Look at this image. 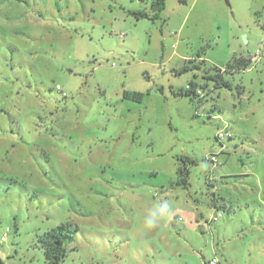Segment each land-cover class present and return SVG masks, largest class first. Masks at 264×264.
<instances>
[{"label": "rangeland", "instance_id": "rangeland-1", "mask_svg": "<svg viewBox=\"0 0 264 264\" xmlns=\"http://www.w3.org/2000/svg\"><path fill=\"white\" fill-rule=\"evenodd\" d=\"M262 25L264 0H0V264H47L61 223L59 264H264Z\"/></svg>", "mask_w": 264, "mask_h": 264}, {"label": "trees", "instance_id": "trees-1", "mask_svg": "<svg viewBox=\"0 0 264 264\" xmlns=\"http://www.w3.org/2000/svg\"><path fill=\"white\" fill-rule=\"evenodd\" d=\"M167 0H152V7L155 11H162L165 2ZM136 18L146 17L147 15L142 12H133ZM259 16V12L256 13ZM157 14L154 15L153 18H156ZM264 28V25H262ZM250 60L243 57H232L231 60L228 61L225 68L222 70L217 67H212L204 70V79L213 82L214 89L228 87L229 82L224 78V74L232 75L236 72H240L245 70L250 65ZM200 70L201 66L199 64H195L192 66L184 65L180 72H185L188 70ZM211 71H214L212 73ZM200 88V85L197 84L195 80H192L188 83L186 89L183 91H178L176 94L180 96H187L191 102L195 103V109L203 103V100L197 94V90ZM124 98H130L135 101H141L143 95L140 93L129 94L127 92L123 93ZM189 171L185 165V160H182V164L177 169V181L176 184L182 187H186L187 177ZM72 232L67 223H61L56 227L52 228L50 231H47L44 235L40 236L39 241L42 244L44 249L45 259L47 264H59L64 256H65V244L72 240Z\"/></svg>", "mask_w": 264, "mask_h": 264}, {"label": "built area", "instance_id": "built-area-1", "mask_svg": "<svg viewBox=\"0 0 264 264\" xmlns=\"http://www.w3.org/2000/svg\"><path fill=\"white\" fill-rule=\"evenodd\" d=\"M197 93L200 94V90H197ZM225 134L223 132H219L218 133V138H222ZM215 158L214 157H211V161H214ZM220 215H216V216H213L211 218L212 221H215ZM8 229L4 232L3 236H2V239L4 240L6 238V233H7ZM217 263V259H213L211 261H209V264H216Z\"/></svg>", "mask_w": 264, "mask_h": 264}]
</instances>
